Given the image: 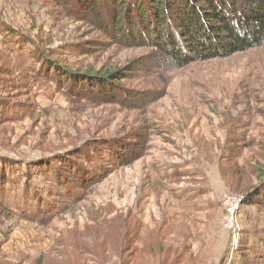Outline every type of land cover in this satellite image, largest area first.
Listing matches in <instances>:
<instances>
[{
	"label": "rangeland",
	"instance_id": "374dc122",
	"mask_svg": "<svg viewBox=\"0 0 264 264\" xmlns=\"http://www.w3.org/2000/svg\"><path fill=\"white\" fill-rule=\"evenodd\" d=\"M137 1L0 0V264H264V42L176 64Z\"/></svg>",
	"mask_w": 264,
	"mask_h": 264
},
{
	"label": "trees",
	"instance_id": "16d2710c",
	"mask_svg": "<svg viewBox=\"0 0 264 264\" xmlns=\"http://www.w3.org/2000/svg\"><path fill=\"white\" fill-rule=\"evenodd\" d=\"M136 3L135 20L129 16V20H134L133 30L139 38H151L153 45L176 64L239 53L264 42V0ZM118 14L115 13L114 21L118 20ZM119 32L125 33L123 26Z\"/></svg>",
	"mask_w": 264,
	"mask_h": 264
},
{
	"label": "built area",
	"instance_id": "2783aa9c",
	"mask_svg": "<svg viewBox=\"0 0 264 264\" xmlns=\"http://www.w3.org/2000/svg\"><path fill=\"white\" fill-rule=\"evenodd\" d=\"M242 203L241 198L237 197H231L229 195H226V201L224 203L225 208H226V213H227V221L229 225L233 223V220L236 216V212Z\"/></svg>",
	"mask_w": 264,
	"mask_h": 264
}]
</instances>
